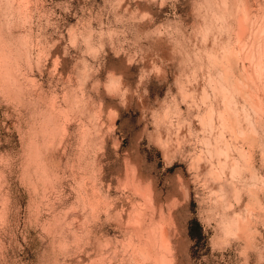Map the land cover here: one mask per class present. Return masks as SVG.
I'll return each mask as SVG.
<instances>
[{
  "label": "rangeland",
  "instance_id": "obj_1",
  "mask_svg": "<svg viewBox=\"0 0 264 264\" xmlns=\"http://www.w3.org/2000/svg\"><path fill=\"white\" fill-rule=\"evenodd\" d=\"M262 29L264 0H0V264H264Z\"/></svg>",
  "mask_w": 264,
  "mask_h": 264
},
{
  "label": "bare ground",
  "instance_id": "obj_2",
  "mask_svg": "<svg viewBox=\"0 0 264 264\" xmlns=\"http://www.w3.org/2000/svg\"><path fill=\"white\" fill-rule=\"evenodd\" d=\"M238 8H240V6H239ZM236 10H237V11H236L235 13H236V14H239V15L237 16V18H238V20H240V19H239V16L242 18L243 15H242L241 13H239V12H240L239 9L236 8ZM240 14H241V15H240ZM240 21H241V23H239V25L241 24V25H240V26H241V28H240L241 31H242V32L247 31V30H248V27H249L250 24H248V22H247L245 19H243V20L241 19ZM238 22H239V21H238ZM240 26H239V27H240ZM259 26H260V25H259ZM240 29H239V31H240ZM249 30H251V28H250ZM258 30H259V29H258ZM262 31L264 32L263 29H262ZM242 32H240V35H241ZM263 32H262V33H263ZM259 34H261V32H260ZM259 34L257 33V35H259ZM255 35H256V34H255ZM261 35H262V34H261ZM238 36H239V35H238ZM259 36H260V35H259ZM262 37H263V36H262ZM255 38H257V37H255ZM255 38H254V39H255ZM263 38H264V37H263ZM251 39H252V37H251ZM255 40H256V39H255ZM255 40H254V41H255ZM257 40H258V39H257ZM260 40H261V39H260ZM260 40H259V42H258L259 44H260ZM262 40H263V39H262ZM227 41H228V40H227ZM250 41H251V40H250ZM248 42H249V41H248ZM261 43L264 44V42H261ZM205 44H206V43H205ZM209 44H210V43H209ZM209 44L206 46L207 49H210V48L208 47ZM213 44H214V43H212V45H213ZM227 44H228V43H227ZM250 44H251V42H250ZM253 44H254V43H253ZM255 44H256V43H255ZM263 44H262V45H263ZM212 45L210 44V46H212ZM223 45H224V44H223ZM229 45H231V44H229ZM229 45H228V46H229ZM239 45H241V43H240ZM247 45H248V44H247ZM262 45H261V46H262ZM203 46L205 47L204 44H203ZM213 46H214V45H213ZM225 46H226V45H225ZM257 46H258V45H257ZM204 47H203V48H204ZM206 47H205V48H206ZM238 47H241V46H238ZM244 47H245V46H244ZM250 47H251V46H250ZM253 47L255 48V46H253ZM201 48H202V47H201ZM203 48H202V49H203ZM212 48H213V47H212ZM231 48H232V47H231ZM245 48H246V47H245ZM260 48H261V47H260ZM262 48H263V47H262ZM262 48H261V49H262ZM207 49H206V51H207ZM222 49H223V47H222ZM224 49H225V48H224ZM228 49H229V47H228ZM258 49H259V47H258ZM226 50H227V48H226ZM239 50H240V49H239ZM249 50H250V48H249ZM259 50H260V49H259ZM209 51H210V50H209ZM222 51H223V50H222ZM230 51H231V49H230ZM236 51H237V50H236ZM253 51H254V49H253ZM255 51H257V50H255ZM225 52H226V51H225ZM244 52H245V51H244ZM261 52H262V54H263L264 51H261ZM261 52H260V53H261ZM223 53H224V52H223ZM232 53H233V51H232ZM248 53L251 54L252 52H251V51H248ZM224 54H227V56H229V55H228V50H227V53H224ZM221 55H222V54H221ZM230 55H231V54H230ZM252 55H254V52H253ZM263 55H264V54H263ZM239 56H240V55H239ZM239 56H238V57H239ZM248 56H250V55H247L246 57H248ZM260 56H261V55H260ZM223 57H225V55H224ZM246 57H245V58H246ZM263 57H264V56H263ZM263 57H262V58H263ZM226 58L228 59V57H226ZM241 58H242V57H241ZM248 58H249V57H248ZM252 58H253V56H252ZM252 58H251V59H252ZM259 58H260V57H259ZM227 59L224 60V58H223V60H224L225 62L227 61V63H228V60H229V59H228V60H227ZM246 59H247V58H246ZM251 59H249V60L251 61ZM256 59H257V58H256ZM230 60H231V59H230ZM237 60H238V58H237ZM239 60H240V57H239ZM249 60H248V61H249ZM254 60H255V59H254ZM219 61H220V60H219ZM221 61H222V60H221ZM221 61H220V63H221ZM248 61H247V62H248ZM255 61H256V60H255ZM261 61H264V59H263V60L261 59ZM222 62H223V61H222ZM240 62H241V60H240ZM229 63H231V62L229 61ZM243 63H244V61H243ZM245 63H246V62H245ZM249 63H250V62H249ZM262 63H263V62H262ZM222 64H224V63H222ZM225 64H226V63H225ZM251 64H252V61H251ZM251 64H250V65H251ZM184 65L186 66V64H184ZM229 65H231V64H229ZM239 65H241V64L239 63ZM239 65H238V67H239ZM250 65L248 64V65H246V66H250ZM259 65L261 66V64H259ZM259 65H258V67H259ZM187 66H188V65H187ZM219 66H220V65H219ZM242 66H243V65H242ZM183 67H184V66H183ZM188 67H189V66H188ZM220 67L222 68V66H220ZM225 67H226V66H225ZM225 67H224V68H225ZM253 67H255V65H254ZM256 67H257V65H256ZM256 67H255V68H256ZM258 67H257V69H258ZM224 68H222V69H224ZM229 68H230V67H229ZM229 68H226V69H228V71L230 70L229 72L226 70L227 73H231L232 70H233V69L231 70V68H230V69H229ZM232 68H233V67H232ZM235 68L238 69V71L242 69L241 67H240L241 69H240V68H237V64H236ZM235 68H234V69H235ZM246 68H247V67H246ZM259 68H260V67H259ZM257 69H255V71H256ZM263 69H264V63H263V68H262V70H261L262 72H263ZM218 70H219V68H218ZM246 70H247V69H246ZM248 70H249V69H248ZM252 70H253V69H252ZM258 70H259V69H258ZM219 71L221 72V69H220ZM219 71H218V72H219ZM224 71H225V70H224ZM236 71H237V70H235V72H236ZM239 72H242V71H239ZM245 72H246L245 74H247L248 77H249V75H251V74L254 73L253 71H249V72H248V71H245ZM247 72L250 73V74H248ZM252 72H253V73H252ZM221 73H224L223 70H222ZM221 73H219V74L221 75ZM233 73H234V70H233ZM243 73H244V72H243ZM260 73H261V72H260ZM260 73H259V75H260ZM240 75H243V74L240 73ZM240 75H239V76H240ZM253 75H254V74H253ZM255 75H256V74H255ZM223 76H224V75H223ZM236 76H237V75H236ZM236 76H234V77H236ZM262 76H263V75H262ZM234 77H232V78H234ZM252 77H254V76H252ZM260 77H261V76H260ZM220 78H222V75H221ZM241 78H242V77H241ZM243 78L245 79V75H244ZM243 78L241 79V81H244V84L246 85V89L249 88V97H248V95H247V92H246V93L243 92V95L246 94L245 96L248 97L249 99H247L246 97H245V98H246V100L249 101V100L252 98V94L254 93V90H253V88H254V84L251 83L252 85H250V81H247V83H246V81H245L246 79L244 80ZM263 78H264V77H263ZM224 79H226V78H224ZM234 79H235V78H234ZM247 79H248V78H247ZM249 79H252L251 76H250ZM249 79H248V80H249ZM257 79H258V78H257ZM222 80H223V79H222ZM230 80H231V79H230ZM230 80H226V81L230 82ZM232 80H233V79H232ZM239 80H240V78L237 80L238 82L236 81V79L233 80V82H234V81L237 82V84H236L235 82H234V83H235L236 85L239 84L238 86H240V88H241V86H242V85L244 86V84H243L241 81H239ZM263 80H264V79H263ZM224 81H225V80H224ZM224 81H222L223 84H224ZM256 81H257V80H256ZM231 82H232V81H231ZM231 82H230V83H231ZM253 82H255V80H254ZM262 82H263V81H261L260 84H261ZM225 83H227V82H225ZM230 83H229V84H230ZM241 83H242V85H241ZM255 83H256V82H255ZM258 83H259V82H258ZM227 84H228V83H227ZM232 84H233V83H232ZM262 84H263V83H262ZM262 84H261V85H262ZM221 85H222V84H221ZM236 85H235V86H236ZM258 85H259V84H258ZM261 85H260V86H261ZM227 86H228V85H227ZM229 86H230V85H229ZM232 86H233V85H232ZM235 86H234V87H235ZM255 86H256V84H255ZM260 86H259V87H260ZM224 87H226L225 84H224V86H223L222 88H224ZM259 87H258V88H259ZM261 87H263V86H261ZM261 87H260L259 90H261ZM188 88H189V87H188ZM238 88H239V87H238ZM238 88H235V89H237V90H236L237 92H239V90H240V91L243 90L242 88H241L242 90H241V89H238ZM256 88H257V86L255 87V89H256ZM183 89L187 90V87H185V88H183ZM235 89H234V90H235ZM244 89H245V88H244ZM231 90H233V89H231ZM231 90H230V92H232ZM257 90H258V89H257ZM226 91H229V90H226ZM236 91H233V93H234V92L236 93ZM243 91H244V90H243ZM245 91H246V90H245ZM184 92H185V91H184ZM187 92H188V90H187ZM230 92H229V94H230ZM257 92H258V91H255V94H253V95H256ZM222 93H223V92H222ZM233 93H232V94H233ZM235 93H234V94H235ZM258 93H259V92H258ZM258 93H257V94H258ZM226 94H227V93H226ZM232 94H230V96H231ZM241 94H242V93H241ZM184 95H186V94H184ZM224 96H225V95H223V97H224ZM230 96L228 95L229 98L227 97L226 99H229V100H230ZM232 96H233V95H232ZM232 96H231V97H232ZM253 97H254V96H253ZM257 97H258V96H257ZM232 98H234V97H232ZM254 98H255V97H254ZM222 99H223V98H222ZM255 99H256V98H255ZM255 99L252 98V100H255ZM223 100H224V99H223ZM223 100H222V102H223ZM262 100H263V99H262ZM262 100H261V101H262ZM224 101H225V100H224ZM231 101H234V99L231 100ZM258 101H259V100H258ZM261 101H260V102H261ZM245 102H246V101H245ZM251 102H252V104H250L251 106L258 107V108H257L258 111H259V110L261 111V109H262L261 106H260V108H259L258 105L255 106V104H253L254 101H251ZM186 103L189 104L190 102H187V101H186ZM223 103H224V102H223ZM249 103H250V102H249ZM244 104H245V103H244ZM192 105H193V104H192ZM246 105L248 106V104H246ZM211 106H212V105H211ZM211 106H210V107H211ZM247 106H244V107L246 108V110H249V107L247 108ZM251 106H250V107H251ZM188 107H189V106H188ZM212 107H213V106H212ZM244 107H243V109H244ZM254 107H251V108H254ZM263 107H264V106H263ZM228 108H229V107H228ZM234 108H235V107H234ZM241 108H242V107H241ZM226 109H227V108L225 107V109H224L225 112L222 110L224 113L221 112L220 114H221V115H222V114L224 115V114L228 111V110L226 111ZM238 109H240V108H238ZM255 109H256V108L252 109V111H255ZM235 110H236V109H234V111H235ZM263 110H264V109H263ZM255 112H257V111H255ZM263 112H264V111L259 112V113H260V116H261V113H263ZM209 113H210V112H209ZM209 113H208V114H209ZM227 113H228V115L230 114L229 112H227ZM248 113H249V111H248ZM248 113H246V114H248ZM253 113H254V112H253ZM257 114H258V112H257ZM257 114H255L256 120H257V116H259V115H257ZM263 114H264V113H263ZM252 115H254V114H252ZM256 115H257V116H256ZM209 116H210V115H209ZM224 116H225V115H224ZM248 116H251V115L249 114ZM211 117H212V116H210L209 118H211ZM226 117H227V118H226ZM226 117H225V118L227 119V120H225V121H227L226 123H230V122L228 121L229 119H231V118L228 119V117H230V115H229V116H226ZM246 117H247V115L245 116V118H246ZM251 117H252V116H251ZM255 117H254V118H255ZM248 118H249V117H248ZM254 118H252V119H254ZM260 118H262V116H261ZM260 118H258V119H260ZM250 119H251V118H249L248 120L251 121ZM231 120H232V119H231ZM231 120H230V121H231ZM254 120H255V119H254ZM219 121H222V120L220 119ZM260 121H261V120H260ZM260 121H259V122H260ZM222 122H224V120H223ZM248 123H249V122H248ZM221 124H222V123H221ZM222 125H224V124H222ZM222 125H221V126H222ZM226 125H227V124H226ZM248 125H249V124H248ZM253 126H254V125H253ZM253 126H251V127H253ZM224 127H226V126H224ZM249 127H250V126H249ZM220 134H221V132H220ZM251 137H252V136H251ZM253 137H254V136H253ZM254 138H255V137H254ZM254 138H253V139H254ZM248 139H249V138H248ZM253 139H252V141H251V139L249 140V142L251 141V145H252V142H253V141H254V142L256 141L255 139H254V140H253ZM225 143H226V142H225ZM227 144H228V143H227ZM216 145H217V144H216ZM222 146H223V145H222ZM225 146H226V144H225ZM225 146H224L223 148H225ZM214 148H215V149H218L217 146L214 147ZM214 148H213V149H214ZM221 148H222V147H221ZM229 148H230V147H229ZM225 149H227V148H225ZM225 149H223V151L220 149V151H222L221 154H222L223 152L226 154V150H225ZM237 149H238V148H237ZM209 150H210V149H209ZM229 150H230V149H229ZM240 150H243V148L241 147ZM240 150H237V152H238V151L240 152ZM217 152H218V151H217ZM224 153H223V154H224ZM219 155H220V154H219ZM219 159H220V157H219ZM221 160H222V159H221ZM221 160H218V161H220V163H221V162H222ZM221 165H223V163H222ZM212 166H213V165H212ZM210 167H211V165H210ZM213 167H214V166H213ZM211 168H212V167H211ZM213 169H214V168H213Z\"/></svg>",
  "mask_w": 264,
  "mask_h": 264
},
{
  "label": "trees",
  "instance_id": "obj_3",
  "mask_svg": "<svg viewBox=\"0 0 264 264\" xmlns=\"http://www.w3.org/2000/svg\"><path fill=\"white\" fill-rule=\"evenodd\" d=\"M189 233L196 241L201 238L202 226L198 220L192 219L190 222Z\"/></svg>",
  "mask_w": 264,
  "mask_h": 264
}]
</instances>
